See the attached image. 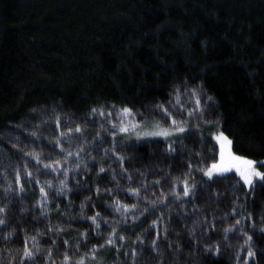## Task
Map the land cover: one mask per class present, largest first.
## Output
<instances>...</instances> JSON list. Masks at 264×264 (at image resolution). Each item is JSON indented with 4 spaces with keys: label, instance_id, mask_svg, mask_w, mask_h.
<instances>
[{
    "label": "trees",
    "instance_id": "16d2710c",
    "mask_svg": "<svg viewBox=\"0 0 264 264\" xmlns=\"http://www.w3.org/2000/svg\"><path fill=\"white\" fill-rule=\"evenodd\" d=\"M218 132L264 160V0H0V264H264V183L204 175Z\"/></svg>",
    "mask_w": 264,
    "mask_h": 264
},
{
    "label": "snow or ice",
    "instance_id": "6c2138e0",
    "mask_svg": "<svg viewBox=\"0 0 264 264\" xmlns=\"http://www.w3.org/2000/svg\"><path fill=\"white\" fill-rule=\"evenodd\" d=\"M179 102V95H177V103ZM199 104V100H197V105ZM159 109L163 112L165 116H170V113H168L167 109L163 108V106H158ZM96 110L93 109V112ZM103 115V113H101ZM121 115L124 117H128L133 115L132 110L129 108H123L121 109ZM172 125L174 126V130H168V129H163L161 128L160 124L157 123L155 127L159 130L157 131H152V132H145L142 133V135L145 136H162V137H168L171 135H174L175 133H182L185 131L183 127H180L178 125V122L175 119H172L171 121ZM132 128L138 127V125H131ZM76 132H80L81 129L77 127L75 129ZM120 132H128L129 131V126L127 125H122L119 127ZM216 141L220 144L221 148V162L219 164H213L210 168H208L205 172L204 175L207 176L209 179H211L214 175H221L223 173L229 172L232 169H235L236 172L238 173L240 179L243 181L244 185H247L249 187H252L254 184V180H259V181H264V172H260L257 170L255 162L251 160H241L238 157H235L231 153V140H229L222 132L219 133L215 137ZM174 151V149H172ZM33 155L37 163L40 162V156L38 154H30ZM67 155L71 156L73 153H68ZM226 158L228 163H226ZM121 160L123 159L122 157L120 158ZM238 161V163H236ZM262 165H264V162H261ZM44 169L55 171L57 168H63V165L61 164L60 161H56L55 164H45ZM104 168H100V172H104ZM62 175L67 176V171H63L61 173ZM27 176H32V173H26ZM17 184L20 183V177L19 173H17V178H16ZM39 183V181H37ZM60 192H63L64 188L67 187L66 182L61 180L60 181ZM45 187L51 188L52 184L50 182H45ZM45 187L40 188V193L41 195L46 199L47 198V192L45 191ZM21 191L23 190L22 187L20 189ZM133 195L138 194L137 189H132L130 190ZM191 192V188L188 186V183L185 181L184 182V187H183V195L188 196ZM179 199V197H177ZM135 205L128 206V205H121L119 201L115 202V208L116 211H121L123 212H128L130 211V208H135ZM5 211L4 208H0V214H3ZM92 221L95 223L97 217L93 216L91 217ZM240 221H236V224L238 225ZM5 224V220L0 215V226H3ZM98 227V225H97ZM232 231L231 228L225 229V235H227L228 232ZM11 237V233L9 234V238ZM120 239H123V237H120ZM248 240H251V237H248ZM34 242V238H33ZM115 241L112 238H109L107 240L108 244H113ZM28 241H25V244L27 245ZM247 243V241H246ZM155 245V241H153V246ZM39 251V249H37ZM248 255L254 256V253L249 251ZM33 258V251L32 249H29L27 246L23 250V257L22 260H32ZM69 257L65 256L64 258V264H68ZM78 264H84V261L81 260L78 262Z\"/></svg>",
    "mask_w": 264,
    "mask_h": 264
},
{
    "label": "rangeland",
    "instance_id": "374dc122",
    "mask_svg": "<svg viewBox=\"0 0 264 264\" xmlns=\"http://www.w3.org/2000/svg\"><path fill=\"white\" fill-rule=\"evenodd\" d=\"M163 129H167V128H163ZM157 130H159V129H157V128H149V129H145V132H152V131H157ZM219 133H221V132L216 133V134H215V137H216ZM222 133H223V132H222ZM223 134H224V135L230 140V138H229L225 133H223ZM216 142H217V141H216ZM217 144H218V147H219V157H218L217 161H216L214 164H219V163L221 162V148H220V144H219L218 142H217ZM231 153H232L233 156L238 157V158H240L241 160H251V161H254L257 170L260 171V172H264V165L261 164V162H264V160H254V159H249V158H246V157H242V156H240V155H237V154H235V153L233 152V150H232V146H231ZM226 163H228L227 158H226ZM236 163H238V161H237ZM229 173L235 174V175L240 179V177H239V175H238V173L236 172L235 169H232L231 171L226 172V173H223V174H221V175H225V174H229ZM216 176H219V175H214L212 178H214V177H216ZM206 177H207V176H206ZM207 178H208V177H207ZM212 178H211V179H212ZM240 180H241V179H240ZM241 182L243 183L242 180H241ZM258 183H264V181L254 180V184H253L252 187H254V186H255L256 184H258ZM244 186H245L247 189H249V190L252 188V187H249V186H247V185H244Z\"/></svg>",
    "mask_w": 264,
    "mask_h": 264
}]
</instances>
